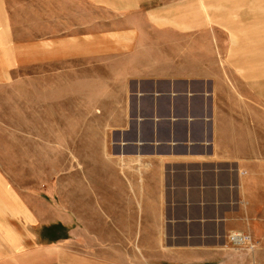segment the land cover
I'll return each mask as SVG.
<instances>
[{
    "label": "crops",
    "instance_id": "1",
    "mask_svg": "<svg viewBox=\"0 0 264 264\" xmlns=\"http://www.w3.org/2000/svg\"><path fill=\"white\" fill-rule=\"evenodd\" d=\"M197 1L156 14L136 10L143 0L40 1L25 63L35 47L72 71L58 99L105 115L103 154L121 166L106 179L120 182L92 191L112 224L89 227L87 250L72 244L76 228L51 240L44 225L0 236V264H236L233 231L254 238L264 264V0Z\"/></svg>",
    "mask_w": 264,
    "mask_h": 264
},
{
    "label": "rangeland",
    "instance_id": "2",
    "mask_svg": "<svg viewBox=\"0 0 264 264\" xmlns=\"http://www.w3.org/2000/svg\"><path fill=\"white\" fill-rule=\"evenodd\" d=\"M40 1L0 0V29L8 32V36L0 35V236L13 242L49 225L48 237L57 240L69 237L76 228L72 244L87 250L89 227L111 223L104 208L95 204L99 197L94 199L92 191L119 185L120 181L106 177L121 172V166L107 163L103 154L105 115L92 114L87 100L64 103L58 99L64 95L61 92H68L63 83L72 82V71L43 63L35 47L32 61L25 63V44L39 45L42 37ZM216 1L199 0L192 6L222 9ZM49 2V6L56 4V0ZM185 2L143 0L136 10L156 14L159 8L168 10ZM245 7H239L241 12H248ZM224 8L225 13L239 12L233 5ZM56 21L50 19V23ZM59 31L61 35L72 33L70 28ZM88 71L78 70V77L87 76ZM108 231L121 234L120 230ZM234 233L249 234L233 231L227 235L225 249L239 252L238 261L230 263L256 264L254 253L259 245L252 236L251 246L233 245L230 236ZM131 248L136 251V246Z\"/></svg>",
    "mask_w": 264,
    "mask_h": 264
},
{
    "label": "built area",
    "instance_id": "3",
    "mask_svg": "<svg viewBox=\"0 0 264 264\" xmlns=\"http://www.w3.org/2000/svg\"><path fill=\"white\" fill-rule=\"evenodd\" d=\"M230 242L233 245L237 246H245V245H252V237L249 234L243 233H234L230 236Z\"/></svg>",
    "mask_w": 264,
    "mask_h": 264
}]
</instances>
